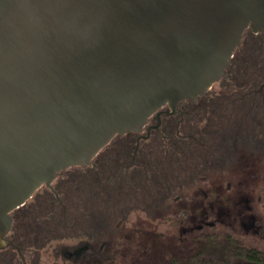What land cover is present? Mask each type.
<instances>
[{
  "label": "flooded vegetation",
  "instance_id": "af4514ba",
  "mask_svg": "<svg viewBox=\"0 0 264 264\" xmlns=\"http://www.w3.org/2000/svg\"><path fill=\"white\" fill-rule=\"evenodd\" d=\"M225 73L35 191L0 264H264V30Z\"/></svg>",
  "mask_w": 264,
  "mask_h": 264
},
{
  "label": "water",
  "instance_id": "95a60500",
  "mask_svg": "<svg viewBox=\"0 0 264 264\" xmlns=\"http://www.w3.org/2000/svg\"><path fill=\"white\" fill-rule=\"evenodd\" d=\"M264 0H0V248L57 173L205 93Z\"/></svg>",
  "mask_w": 264,
  "mask_h": 264
},
{
  "label": "rangeland",
  "instance_id": "374dc122",
  "mask_svg": "<svg viewBox=\"0 0 264 264\" xmlns=\"http://www.w3.org/2000/svg\"><path fill=\"white\" fill-rule=\"evenodd\" d=\"M129 220H130V223L139 225L140 220H142V216L141 215L138 216L135 214V215L131 216L129 218ZM214 257H216V256H214Z\"/></svg>",
  "mask_w": 264,
  "mask_h": 264
}]
</instances>
